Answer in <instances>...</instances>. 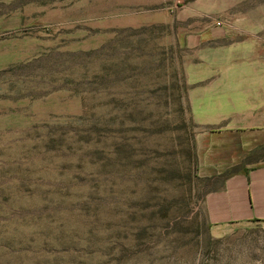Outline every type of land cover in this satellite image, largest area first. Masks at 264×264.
I'll use <instances>...</instances> for the list:
<instances>
[{"label": "rangeland", "instance_id": "obj_1", "mask_svg": "<svg viewBox=\"0 0 264 264\" xmlns=\"http://www.w3.org/2000/svg\"><path fill=\"white\" fill-rule=\"evenodd\" d=\"M257 51L264 0H0V264H264L203 210Z\"/></svg>", "mask_w": 264, "mask_h": 264}, {"label": "crops", "instance_id": "obj_2", "mask_svg": "<svg viewBox=\"0 0 264 264\" xmlns=\"http://www.w3.org/2000/svg\"><path fill=\"white\" fill-rule=\"evenodd\" d=\"M257 66L250 81L225 85L221 96L224 113L219 121L226 122L218 137L225 138L226 151L233 147L236 160L244 163L235 173L226 176L208 191L203 210L211 228L222 231L234 224L264 222V54L256 52ZM252 70V68H251ZM220 97V98H221ZM232 138V142H231ZM222 146V142H219ZM253 156L248 163L246 158ZM219 176V174H217ZM217 175L208 176L215 178Z\"/></svg>", "mask_w": 264, "mask_h": 264}]
</instances>
